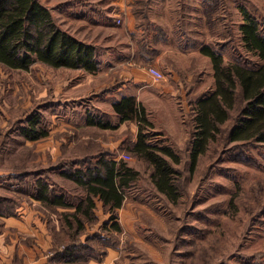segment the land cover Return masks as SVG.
Masks as SVG:
<instances>
[{
	"label": "rangeland",
	"instance_id": "1",
	"mask_svg": "<svg viewBox=\"0 0 264 264\" xmlns=\"http://www.w3.org/2000/svg\"><path fill=\"white\" fill-rule=\"evenodd\" d=\"M40 1L55 9L66 4L67 14L56 19L57 23L98 46L100 57L104 54L112 61L115 56H126L145 71L156 61L162 66L164 78L154 80L161 84L162 95L153 89L142 93V98H146L148 114L160 133L158 138L181 156V163L176 165L181 198L173 203L159 192L151 180L152 166L121 148L126 138L132 139L137 133L135 122L123 124L118 131L87 127L90 114L106 113L112 122H118L110 97H103L111 92L106 88L113 85L92 89L107 80L106 74L96 79V74L57 71L43 64L30 72L0 66V208L8 214H20V219L0 215V235L7 234L0 237V244H8L11 264H25L26 258L31 261L32 245L38 251V264H45L69 239L62 231L59 213L35 199L34 194L37 180L44 178L59 192H66L73 202L79 201L84 192L63 175V169L85 155L89 147L82 138L86 135L98 136L102 143H91L90 151L112 148L111 140H120L118 147L112 148L116 156L123 159V154L130 153L131 158L125 160L141 172L138 184L118 210L122 231H114L109 238L103 226L111 214L99 209V221L90 224L84 233V239L98 234L105 241L118 240L122 246L99 249L94 243L96 252L106 255L102 261H92L264 264V145L241 146L220 138L211 144L195 169L190 156L192 103L214 84L212 61L203 56L201 48L212 47L226 61L239 59L249 67L261 64L244 47L240 25L243 9L264 25V0H142L141 14L150 19L139 21L134 14L127 15V7L123 6V12L118 10L121 3L115 0ZM153 23L162 26L164 32L147 33L149 49L141 53L144 39H139ZM87 75L95 79L90 83ZM194 77H198L196 82ZM164 87L173 93H165ZM36 114H41L42 126L49 129L50 135L33 141L22 135L21 127ZM36 257L37 253L34 260ZM56 258L54 264H78Z\"/></svg>",
	"mask_w": 264,
	"mask_h": 264
},
{
	"label": "trees",
	"instance_id": "2",
	"mask_svg": "<svg viewBox=\"0 0 264 264\" xmlns=\"http://www.w3.org/2000/svg\"><path fill=\"white\" fill-rule=\"evenodd\" d=\"M141 3L142 0H134L133 14L138 21L148 20V16L141 14ZM243 14L244 21L240 25L242 42L247 52L257 56L262 63L249 67L239 59L226 61L222 53L208 45L201 48L202 53L212 61L214 84L194 103L191 102L194 114L190 140L192 169L196 168L211 144L220 138L241 146L264 145V25L247 9H243ZM160 31L164 32L163 27L154 23L152 28H145V36L139 39V42L144 39L140 43L144 48L141 53L149 49L146 34ZM98 51V46L61 27L51 9L40 0H0L1 67L9 71L30 72L37 64H43L57 71L78 70L95 74L99 68ZM140 51H137L138 54ZM197 80L198 77L193 78V81ZM115 87L113 85L106 89L113 92ZM112 106L118 116L117 123L112 122L106 113L90 114L86 120L87 127L115 129L122 123L135 122L138 125L137 133L132 139L126 138L121 148L149 163L155 188L177 203L181 198L177 183L179 170L176 168L181 163L180 154L172 145L158 138L160 133L155 131L146 106L137 96H123ZM21 133L33 141L50 135L49 129L42 126L41 114L31 116L27 124L21 127ZM82 139H86L83 141L89 147L85 157L69 162L63 169V175L76 182L84 192L78 202H73L66 192H59L44 178L36 182L34 198L59 213L63 222L62 231L69 236L63 243L64 247L56 249V256L49 258L45 264H54L57 256L62 261L78 264L102 261L106 254L102 251L97 253L94 243L99 245V249L105 246L106 249L120 248L118 240L105 241L98 234L85 236L84 239L83 235L90 224L99 221V209L111 214L103 226L109 238L113 237L114 231H122L118 210L138 184L141 172L127 159H119L112 148L90 151L91 143L96 141L102 144L98 136L86 135ZM0 215L18 216L19 213L8 214L6 209L2 211L0 208ZM109 221L112 222L111 226L108 225Z\"/></svg>",
	"mask_w": 264,
	"mask_h": 264
},
{
	"label": "crops",
	"instance_id": "3",
	"mask_svg": "<svg viewBox=\"0 0 264 264\" xmlns=\"http://www.w3.org/2000/svg\"><path fill=\"white\" fill-rule=\"evenodd\" d=\"M133 2L134 0H115V3H121V12L126 11L129 16L132 17L133 13L132 12V6H133ZM94 6H96L95 4H92ZM52 13L53 16L55 17V19L58 20L59 17H62V14L66 16V11H67V6L66 4H62L61 6H56L57 9L52 8L51 6L47 5ZM125 6V8L123 7ZM59 13V14H56ZM127 15L125 14V16L127 17ZM104 18V17H103ZM130 26H133L132 22H129ZM168 29V28H167ZM74 34V33H73ZM76 35V34H75ZM77 37L81 38L80 36L76 35ZM101 55V51L99 49V68L98 71L95 73V77L96 79L99 78H104V75L106 74L107 80L103 83H100L98 86H95L94 88H92L93 90H101L105 87H108L110 85H115V89L114 91L111 93H106L103 94V97H110L111 101H112V105L115 101L121 99L123 96H137L138 100L142 101L144 105H146V98H142V93L143 95H145L146 93H149L150 91L154 90H158V92L160 93V95H162V90L159 91V89H161V84H156V81H154L155 79L152 77V75L146 70H143L140 67H137L135 65V62H133V60L131 59H126V56H115L113 58V60L111 61L109 58L103 57L105 56L103 54L102 57H100ZM204 57H206L207 59H210L208 56L204 55ZM109 59V60H107ZM113 62V65H111L110 63ZM156 67H158L161 70L162 66H159V62L156 61L155 62ZM105 66H110L109 68H106ZM188 72V71H187ZM111 74V75H110ZM88 76V81H90V83L93 81V79H95V77H90L91 75H87ZM117 78L120 79V81H117ZM190 84L192 81V78L189 79ZM153 87V88H152ZM162 89H165L164 92L165 93H170L173 91L169 88V87H164ZM113 108V106H112ZM115 116V118H118L117 113L113 110L112 112ZM123 124L122 123L118 128H115L113 130H119ZM104 130H110V129H104ZM120 140L116 139V140H111L110 146L114 149H116L118 147V145ZM6 219H8V217H4ZM14 219H20V214L18 216L13 217ZM12 219V218H11ZM2 235L5 234H1L0 237H4ZM7 235V234H6ZM5 235V237H6ZM3 238H0V242H2ZM8 244H0V264H11V258L8 256L9 250L7 247ZM31 251H32V259L31 261L26 258L27 260H23L25 262V264H34V261L37 259L35 264H38V251L34 250V246H31ZM34 247V248H33ZM3 248V250H2ZM20 249V248H19ZM36 249V248H35ZM8 252V253H7ZM37 253V257L34 260V254ZM22 263V262H21ZM90 264H97V262L92 261ZM101 264V263H100ZM106 264V263H105Z\"/></svg>",
	"mask_w": 264,
	"mask_h": 264
},
{
	"label": "built area",
	"instance_id": "4",
	"mask_svg": "<svg viewBox=\"0 0 264 264\" xmlns=\"http://www.w3.org/2000/svg\"><path fill=\"white\" fill-rule=\"evenodd\" d=\"M148 72L152 75V77L155 80H162L164 78V73L162 70H160L158 67L154 66V65H150L147 68ZM121 157H123L124 159H130L131 155L129 154H123Z\"/></svg>",
	"mask_w": 264,
	"mask_h": 264
}]
</instances>
